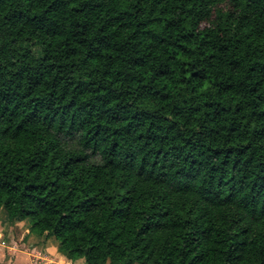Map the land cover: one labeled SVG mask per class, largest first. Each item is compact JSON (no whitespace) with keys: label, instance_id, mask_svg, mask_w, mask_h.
Instances as JSON below:
<instances>
[{"label":"trees","instance_id":"16d2710c","mask_svg":"<svg viewBox=\"0 0 264 264\" xmlns=\"http://www.w3.org/2000/svg\"><path fill=\"white\" fill-rule=\"evenodd\" d=\"M0 210L85 264H264V0H0Z\"/></svg>","mask_w":264,"mask_h":264},{"label":"crops","instance_id":"0c3cea01","mask_svg":"<svg viewBox=\"0 0 264 264\" xmlns=\"http://www.w3.org/2000/svg\"><path fill=\"white\" fill-rule=\"evenodd\" d=\"M0 264H85V261L67 259L53 236L32 232L27 219L9 222L0 210Z\"/></svg>","mask_w":264,"mask_h":264}]
</instances>
